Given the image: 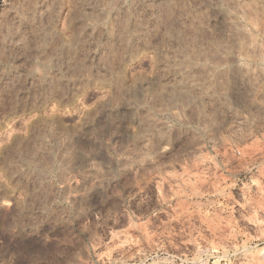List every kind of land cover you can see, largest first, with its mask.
I'll return each mask as SVG.
<instances>
[{
    "label": "rangeland",
    "instance_id": "1",
    "mask_svg": "<svg viewBox=\"0 0 264 264\" xmlns=\"http://www.w3.org/2000/svg\"><path fill=\"white\" fill-rule=\"evenodd\" d=\"M0 264H264V0H0Z\"/></svg>",
    "mask_w": 264,
    "mask_h": 264
}]
</instances>
